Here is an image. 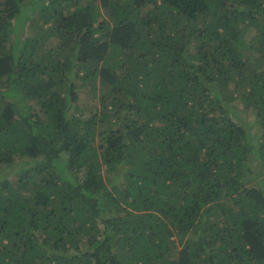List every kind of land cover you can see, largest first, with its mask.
Masks as SVG:
<instances>
[{
	"label": "trees",
	"instance_id": "obj_1",
	"mask_svg": "<svg viewBox=\"0 0 264 264\" xmlns=\"http://www.w3.org/2000/svg\"><path fill=\"white\" fill-rule=\"evenodd\" d=\"M41 1L0 0V264H264V0H43L29 37Z\"/></svg>",
	"mask_w": 264,
	"mask_h": 264
},
{
	"label": "rangeland",
	"instance_id": "obj_2",
	"mask_svg": "<svg viewBox=\"0 0 264 264\" xmlns=\"http://www.w3.org/2000/svg\"><path fill=\"white\" fill-rule=\"evenodd\" d=\"M97 2H101V0H96ZM43 3V0L39 3V5L37 6V8L34 10V12L31 14L30 18L28 19V23L25 26V33L27 36L31 37L34 34V30L32 29V24L37 22L38 23H42V20H38L39 15H40V11L39 9L41 8V5ZM101 17L102 18H107V14L105 11L104 6H101ZM37 18V19H35ZM34 19V20H33ZM33 20V22H32ZM32 22V24H31ZM36 25V24H35ZM46 26V25H45ZM253 30L251 32H249L247 34V37H250L253 34ZM46 41V40H45ZM60 44H62L61 40L58 37L55 38H50L48 39V41H46V48H50V47H58ZM66 52V51H65ZM65 55V54H64ZM247 60L249 62V64L251 66H254L258 69L263 68L264 67V62L258 57V53L254 52L252 54H249L247 56ZM259 62V63H258ZM75 82L77 83L76 85L78 86L80 84V82L78 81L77 78H75ZM78 94L77 97L79 99V105L78 103H74V105H77L75 108H81L83 110L82 115L83 116H88L90 114V111H92L95 108H98V100L97 98L92 97L91 93L88 91L87 88L81 87L77 90ZM235 103H238V101H236ZM97 105V106H96ZM80 106V107H79ZM78 110V109H77ZM248 115H246V117H248V126L250 128V132L252 133L253 137L256 138L258 137L259 133H260V128L259 126H257L256 124H252V114H249L248 112H246ZM15 168L16 166L14 164L12 165H7V164H0V174L4 173V179H7L11 182H13L15 180L16 177V172H15ZM251 184L253 185L254 182L250 181ZM190 236L187 234H178L175 233L173 236H171V247L174 251H178L181 246H182V242H184L187 238H189ZM87 245L85 243L81 244V249L82 250H86Z\"/></svg>",
	"mask_w": 264,
	"mask_h": 264
}]
</instances>
